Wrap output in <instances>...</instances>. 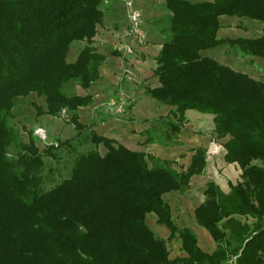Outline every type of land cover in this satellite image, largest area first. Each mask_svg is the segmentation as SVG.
<instances>
[{"label":"trees","instance_id":"16d2710c","mask_svg":"<svg viewBox=\"0 0 264 264\" xmlns=\"http://www.w3.org/2000/svg\"><path fill=\"white\" fill-rule=\"evenodd\" d=\"M106 1L0 0V264H264V81L202 54L228 45L264 64V35L217 38L221 16L264 29V0H167L171 15L154 71L159 86L144 88L174 108L151 122L144 144L178 146L185 111L210 114L225 161L241 169V181L227 194L207 184L194 210L196 224L215 244L212 252L200 248L192 229L172 221L164 200L184 193L190 178L203 172L205 149H194L190 164L178 171L174 161L130 150L72 116L76 143L102 145L106 152L78 153L72 139L59 143L73 150L72 166L67 178L44 189L43 157L57 159L55 147L40 153L30 131L28 142L18 140L10 126L14 100L44 97L45 109H34L52 117L92 103L90 95L68 90H87L100 79L104 56L92 43ZM79 42L85 46L68 62ZM150 213L168 229L166 240L148 227ZM177 237L183 255L170 259L167 243Z\"/></svg>","mask_w":264,"mask_h":264},{"label":"crops","instance_id":"0c3cea01","mask_svg":"<svg viewBox=\"0 0 264 264\" xmlns=\"http://www.w3.org/2000/svg\"><path fill=\"white\" fill-rule=\"evenodd\" d=\"M123 1L108 0L104 2L107 4L106 6H101L103 17L100 25L97 26V34L93 38V44L98 43L100 46L98 53L104 56L99 69L100 79L94 82L88 90L76 87L79 88L77 95H90L92 103L73 112L67 110L64 112L71 114L70 119L72 116H76L83 125H92L90 130L98 135L105 136L133 151L148 154L156 152L163 159H167V155L179 152L178 148L184 147L190 155L181 170H185L190 164L194 149H205V167L200 175L190 178L189 189L182 194L171 192L165 194L164 197L173 195L177 197L176 195H178L184 203L193 208L192 224L178 227H188L194 233L202 232L203 239L198 244L201 249L210 253L215 249V244L208 232L196 224L194 210L204 202V191L207 184L214 183L224 194H227L230 185H236L241 181V169L236 163L225 161L226 150L223 148V142L219 143L220 148L216 152L212 151L211 141L215 134L213 133V116L210 114L194 110L185 111L187 123L179 135L178 141L181 144L178 146L144 144L146 137L143 132L151 127V122L174 110L173 107L164 105L144 93L145 87L159 86L158 78L154 76V71L158 67L156 58L164 42L161 30L165 27L166 19L171 15V12L168 10L167 0H130L133 3V8L142 17V37L136 40L125 35L129 19L128 8L124 6ZM185 1L201 3L213 0ZM261 35H264V29L259 22L245 18L219 17L218 39L255 38ZM119 44L132 47L134 52L132 56L117 51L115 48ZM225 47L230 48L228 45H222L202 52V54L224 64L218 58V52L225 53L223 51ZM80 49L73 47L70 50L67 57L68 62L75 61ZM231 49L233 50V48ZM243 58L247 59L250 64L256 62V59ZM40 98L43 103L38 106L45 109L44 97ZM21 99L17 98L18 101L14 103L13 110L19 116L25 117L23 116L25 109H21ZM118 100L124 101L123 104L118 103ZM217 141L221 140L217 139ZM156 219V216L150 213L146 216V223L152 232L162 239L169 235V231L164 225H158ZM178 242V247L181 249V241Z\"/></svg>","mask_w":264,"mask_h":264},{"label":"rangeland","instance_id":"374dc122","mask_svg":"<svg viewBox=\"0 0 264 264\" xmlns=\"http://www.w3.org/2000/svg\"><path fill=\"white\" fill-rule=\"evenodd\" d=\"M125 6V0L123 1ZM133 4V3H132ZM106 3H103L102 6H106ZM127 30V28H126ZM126 32V31H125ZM142 32V29H141ZM128 37V36H126ZM73 47L82 48L85 46V42H79L72 45ZM92 47L96 49L98 52L99 44L92 43ZM132 48V47H131ZM116 49V48H115ZM133 50V48H132ZM118 51V50H117ZM223 51L225 53H219L218 52V58L224 62L227 66L234 69L235 71H241L249 76H251L254 79L257 80H263L264 81V70H263V63L259 60H256V62L250 64L248 63V60L239 56L235 53L234 49L231 48H223ZM120 52V51H119ZM134 53V52H133ZM125 54V55H131L132 54ZM127 74V72H125ZM79 88L73 87L68 90V93H75L77 94ZM83 90V89H82ZM88 90V89H87ZM23 98V99H21ZM19 99L22 100L21 102V109L24 110L25 117H21L16 112H12L14 119L10 121V126L14 129L18 136L19 141L28 142V135L27 132H31V134L36 137L37 139V146L39 148L40 153H43L45 148L54 145L55 150L54 152L57 155V159H51L48 156H44V168L42 170V176L44 177V189L46 191H49L53 187H55L57 184L61 182L64 178L68 177V174L70 172L72 161L75 156L73 150L76 149L78 153H85L89 150L97 149L98 152L101 155H104L106 150L103 148L102 145H99L95 147L94 145L87 143L84 145H78L76 142L78 139H75L77 131L75 130L73 124L69 122L70 115L67 114L68 112H64L63 110L58 117H52L48 115H37L36 111L34 109L35 105H39L43 103V100L41 98H38L34 93L29 94L27 97H19ZM18 100L17 98L14 100V103H16ZM121 102V103H120ZM122 102L118 100V103L123 104ZM72 139V148H67L65 146H58L59 143ZM222 141H217L215 137L212 138V151L215 145H219ZM186 149L184 147H179L176 153L167 155V159L174 161L173 167L177 169L178 171L183 168L189 158L190 153H187L185 151ZM14 150H9V156H14ZM149 152V151H148ZM214 152V151H213ZM153 155H158L156 152H153ZM160 159H163L162 156L158 155ZM177 197L173 196H165L164 200L170 204L171 206V217L173 222L177 226H186L190 223L192 224V210L193 208L188 206L180 196L176 195ZM241 221H243V218H239ZM249 222H252V219H249ZM196 237L198 242L202 241L203 236L202 232H196ZM158 238H161L157 236ZM168 236H164L162 239L166 240ZM178 238H175L173 241L167 243V248L169 250V258L173 259L178 256H182L183 252L181 249H179L178 245ZM199 245V244H198ZM205 250V249H203ZM207 250V249H206ZM210 250V249H208ZM207 252V251H206Z\"/></svg>","mask_w":264,"mask_h":264},{"label":"built area","instance_id":"2783aa9c","mask_svg":"<svg viewBox=\"0 0 264 264\" xmlns=\"http://www.w3.org/2000/svg\"><path fill=\"white\" fill-rule=\"evenodd\" d=\"M125 7L128 8V19L129 26L126 30L125 35L131 37L132 39L139 40L142 37V17L141 14L133 8V4L130 0H125ZM116 50L123 52L125 54L133 53L130 46L125 44H119L116 46ZM220 148V145H215L213 151L216 152Z\"/></svg>","mask_w":264,"mask_h":264}]
</instances>
